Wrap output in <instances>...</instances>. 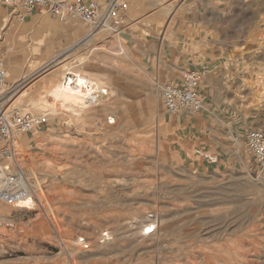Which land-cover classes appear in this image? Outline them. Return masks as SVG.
Returning <instances> with one entry per match:
<instances>
[{"label":"rangeland","instance_id":"rangeland-1","mask_svg":"<svg viewBox=\"0 0 264 264\" xmlns=\"http://www.w3.org/2000/svg\"><path fill=\"white\" fill-rule=\"evenodd\" d=\"M154 1L172 24L160 14L132 37L127 21L88 36L77 19L39 9L19 21L0 6V59L19 84L9 111L45 94L32 86L47 74L33 58L38 40L59 46L53 70L70 65L113 95L76 118L32 111L40 124L15 143L36 206L0 203V264H264V180L250 175L243 141L264 129V0ZM194 69L202 110L169 114L162 86Z\"/></svg>","mask_w":264,"mask_h":264},{"label":"built area","instance_id":"built-area-1","mask_svg":"<svg viewBox=\"0 0 264 264\" xmlns=\"http://www.w3.org/2000/svg\"><path fill=\"white\" fill-rule=\"evenodd\" d=\"M0 6L10 10V16L24 21L36 10H44L59 21L77 19L89 27L88 36L100 31L117 34L125 26L127 5L124 0H108L100 3L92 0H0ZM7 70L0 59V203L25 210L36 206V198L30 187L27 173L21 167L16 151V135L30 132L37 120L29 113L8 110L10 99L17 92L18 82L7 81ZM203 79L201 71L194 69L183 74L178 84L162 86L160 97L166 112H200L204 99L200 93ZM244 146L254 161L250 175L264 180V129H248L244 134ZM110 240V233L99 236V243ZM83 250L89 245L79 240Z\"/></svg>","mask_w":264,"mask_h":264},{"label":"bare ground","instance_id":"bare-ground-1","mask_svg":"<svg viewBox=\"0 0 264 264\" xmlns=\"http://www.w3.org/2000/svg\"><path fill=\"white\" fill-rule=\"evenodd\" d=\"M93 34H91V36ZM58 58V56L52 54L51 56L41 61L39 65L42 66V69L40 68V71L41 73L47 72V74L40 80L34 82L32 86H40V89L45 88V94L41 97H38L37 94L31 96L29 100L30 109H28L29 106L27 108L24 107L23 110L20 108L21 113H26L25 111L32 112L34 110L43 111L46 115L50 114L53 116L59 115L61 113H67L71 118H76L77 116H80L82 113L87 111L88 103L94 106L98 105L99 103H103L104 105L113 96L112 92H107L102 88V86H100L101 84L97 82V78H95L94 76L90 77L82 74V72H80L79 70L72 69L70 65H63L62 69L60 68L61 72L53 70L58 64ZM92 84H98L99 90H95L92 87ZM24 94L25 93L20 95V97L26 95ZM49 99L51 100V102H49ZM34 117L37 120V124L35 126H38L42 117L40 118L39 115L37 116L36 114H34ZM33 130H35V128H33ZM23 139H26V137H23ZM17 141L18 140L16 139V142ZM28 180L30 189L35 190L37 188V185L31 182L29 177ZM38 200L41 201L42 199L38 198ZM148 221L149 223H151V219L148 218ZM151 226L152 228L154 227L153 225ZM149 228L150 229L145 228L146 230L143 235L148 236L153 232L154 229H152L151 227ZM121 239V236L116 237L115 240H117V242L115 243V246L118 245ZM76 244H79V241H77Z\"/></svg>","mask_w":264,"mask_h":264},{"label":"crops","instance_id":"crops-1","mask_svg":"<svg viewBox=\"0 0 264 264\" xmlns=\"http://www.w3.org/2000/svg\"><path fill=\"white\" fill-rule=\"evenodd\" d=\"M96 2H98V1H96ZM129 4L131 6V10L125 12V19L127 22H129V25H130L127 29H130V30L133 29L134 30L133 33L129 34V35H131L130 37H132L133 35L141 34L140 32L142 31V29L145 27V25H147L149 23L157 24L155 21H156V19H158L160 14L164 15L167 18L168 24H170V25L172 24L171 17H172L173 13H171L170 10L169 11L166 10L165 12H163V10H162V12H160V7L158 6L156 1H154V0H150V1H147V0H130ZM9 17H10V15H9ZM33 20H31L30 22H32ZM6 21H7V19L4 20V22H6ZM158 22H162V21H158ZM188 23H189V25H194L196 27L198 25H201L202 21L197 20L196 18H193V20L189 19ZM27 24H28V22H27ZM42 27H43V29H41ZM73 27H74L73 24H70L69 22H67L64 25V27H62L61 33H63V35H67L68 31ZM37 30L41 33H44V32L47 33V32L51 31V29L49 28L47 23H45L43 21L37 25ZM193 35H194V32H193ZM195 35L193 36V40H195ZM190 39H192V38L189 37V40ZM58 48H59V46H57V43L49 45V44H44V42H42L41 40H38L37 42H35L33 44V47H32L33 58H39V60H37V62H40L42 59L49 57L52 54L57 53L56 50ZM195 55H196L195 51L193 53L189 54V56H192V57H195ZM32 71H34V70H32ZM17 74H18L17 72L13 73V75H15V76ZM27 76L28 75H26L25 77H27ZM29 77L30 76H28V78Z\"/></svg>","mask_w":264,"mask_h":264}]
</instances>
